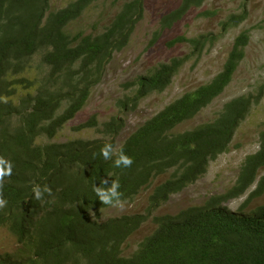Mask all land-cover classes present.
Returning <instances> with one entry per match:
<instances>
[{"label":"trees","instance_id":"obj_1","mask_svg":"<svg viewBox=\"0 0 264 264\" xmlns=\"http://www.w3.org/2000/svg\"><path fill=\"white\" fill-rule=\"evenodd\" d=\"M100 1L109 2L72 0L55 8L51 0H0V157L13 165L2 189L8 203L0 210V227L14 235L15 229L18 242L12 252L1 254L0 264H264V205L245 211L264 195V121L260 147L246 157L232 187L200 205L156 214L174 194L205 175L203 167L210 160L229 151L239 126L263 98L264 84L256 93L225 103L215 119L175 131L222 95L245 57L248 32L235 39L215 78L167 104L121 144L117 141L125 126L121 117L102 123L104 135H113L109 140L54 141L86 106L95 83L115 54L128 46L143 18L144 0H115L116 13L102 33L67 29ZM205 1L182 0L160 21L159 30L171 28ZM245 18L246 13L232 16L223 26L236 27ZM215 40L211 34L196 39L180 36L170 46L188 43L200 55L207 42ZM35 51L37 64L47 73L29 77L38 84L35 94L18 100L4 69L11 59L12 80L17 84L18 74L26 72V62L34 60ZM190 58L173 59L140 77L133 96L120 108H132L146 96L166 90ZM92 127H97L95 117L81 126ZM105 144L132 158L131 167H114L115 157L106 161L100 155ZM158 178L163 181L154 186L144 212L105 218L108 206L98 200L94 185L103 186L101 180L107 179L110 187L112 180H118L121 198L129 204ZM36 185L50 187L52 196L46 195L44 202L36 200ZM245 195L236 212L223 205ZM149 220L155 230L125 256V243Z\"/></svg>","mask_w":264,"mask_h":264},{"label":"rangeland","instance_id":"obj_2","mask_svg":"<svg viewBox=\"0 0 264 264\" xmlns=\"http://www.w3.org/2000/svg\"><path fill=\"white\" fill-rule=\"evenodd\" d=\"M70 1L72 0H51V5L61 8ZM181 2L182 0H144L143 18L137 24L128 47L114 56L112 63L106 67L103 76L90 91L86 106L62 127L54 141L65 142L75 138L109 140L113 135H104L102 123L112 117H121L125 121L123 131L117 140L121 144L130 133L167 104L215 78L222 71L235 39L243 32H248L249 43L245 47V57L230 84L222 95L195 119L185 121L176 128V131L183 132L211 121L218 116L228 101L247 93H256L264 84V0H206L201 8H193L171 28L159 30L160 21L179 8ZM106 3L100 1L91 5L83 12L81 18L71 23L67 29L70 32L100 30L102 24H105V21L101 20V13L105 11L108 15H115L112 2ZM245 13V20L238 26L232 28L223 26L230 17ZM202 34L214 35L216 40L214 43L207 42L200 55L194 54L188 43L170 46V42L177 37L196 39ZM185 58L190 60L179 70L166 90L146 96L132 108H120L122 101L133 96L135 86L140 84V77L149 74L163 63L168 64L173 59ZM26 65V72L21 71L18 78L24 76L35 78L40 69L35 58L26 62ZM94 117L96 128H81ZM263 121L264 96L259 104L250 109L239 126L230 150L212 161L208 172L199 177L194 184L174 194L168 202L162 204L156 214L176 213L189 206L200 205L210 196L222 194L232 187L246 157L256 153L260 147L259 133ZM161 181L163 178L155 180L149 189L138 195L133 203L126 204L123 210L108 206L104 211L105 218L144 212L149 203V195L154 186ZM246 196L248 195L230 200L224 206L236 212ZM260 205H264V195L256 198L245 211H253ZM155 228L156 225L151 220L143 224L125 243L124 255L130 256ZM16 246L15 237L6 229H0V254L12 252Z\"/></svg>","mask_w":264,"mask_h":264},{"label":"clouds","instance_id":"obj_3","mask_svg":"<svg viewBox=\"0 0 264 264\" xmlns=\"http://www.w3.org/2000/svg\"><path fill=\"white\" fill-rule=\"evenodd\" d=\"M109 1H111L112 6H114L113 3L115 2V0H109ZM122 1H126V0H122ZM107 3H109V2H107ZM143 6H144V12H145V3L144 2H143ZM114 8L115 9H114L113 14H115L116 10H117V7L114 6ZM102 13H105V15L101 14V20H102V22L105 21V24H102V28L99 31L100 33H102L105 30V27L110 22V19L114 16V15L106 14L105 11H103ZM91 32H93V31H91ZM132 36H131V39H132ZM131 39H130V41H131ZM125 49H123V50H125ZM189 121H192V120H189ZM189 121H187V122H189ZM183 123H181L180 125H182ZM191 129H189V130H191ZM175 131H176V129H175ZM100 155H102L106 161L107 160H113V157H115L113 164H114V167H116V168H130L131 165L133 164L132 158H130L129 156L124 154L122 150L117 151V149L114 148L112 144H105L104 147L100 150ZM12 168H13V165L10 161L6 160L4 157H0V210H3L4 208H6L7 203H8V201L3 197L2 189H3L5 178L10 177L12 175ZM100 183L103 186H99V187H97L95 185L93 186V191L95 192L96 196L98 197V200L103 205L123 210L127 201H125L121 198L122 194L119 191L120 184H119L118 180H112L110 187L106 186L109 184V181L107 179L101 180ZM33 193H34V198L36 200L41 201V202L45 201L46 195L48 197L52 196V190L47 185H45L43 187H41L40 185L34 186L33 187ZM212 196H216V195H212ZM223 205H225V204H223ZM17 245H18V242H17Z\"/></svg>","mask_w":264,"mask_h":264},{"label":"bare ground","instance_id":"obj_4","mask_svg":"<svg viewBox=\"0 0 264 264\" xmlns=\"http://www.w3.org/2000/svg\"><path fill=\"white\" fill-rule=\"evenodd\" d=\"M33 56H34V58H35V60H38L39 61V58L37 57V55H36V51L35 52H33ZM38 61H36L38 64H39V62ZM9 65L7 66V68H5L4 70H5V72L4 73H7L8 72V78H6L5 80L10 84V87H11V89L12 90H14V96L13 97H15L16 99H18V100H20V99H23V100H25V95H26V97L28 98V100H29V94H31V95H34L35 94V91H36V88H37V86H38V84L34 81V80H32V79H30L31 78V76H24V77H21V78H18V80H19V82L16 84V83H14L13 82V80H12V77H13V73H11V71H13V70H11V67H10V63L12 62V60L11 59H9ZM40 65V64H39ZM21 71H23V70H21ZM20 71V72H21ZM40 69L38 70V72H37V74H36V77H37V75L40 73ZM41 73L42 74H45V73H47V72H45V73H43V71H41ZM30 77V78H29ZM27 79H30V81H31V86L28 88L27 87V83H26V81H27ZM158 113V112H157ZM155 115V114H154ZM153 115V116H154ZM152 117V116H151ZM148 120V119H147ZM232 145V144H231ZM230 148H231V146H230ZM230 148H229V150H230ZM227 153V152H226ZM222 155V154H221ZM220 156V155H219ZM212 161H214V160H210L209 161V163H208V165H205L204 167H203V169L205 170V173H207L208 172V170H209V167H210V163L212 162ZM242 171V165H241V167H240V169H239V172H241ZM238 172V173H239ZM0 229H6L13 237H15L16 236V230L14 229V231H15V235L13 234V233H11L6 227H0ZM40 237H42V235H40ZM37 245H39V244H37ZM0 256H1V254H0Z\"/></svg>","mask_w":264,"mask_h":264}]
</instances>
